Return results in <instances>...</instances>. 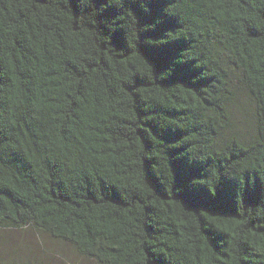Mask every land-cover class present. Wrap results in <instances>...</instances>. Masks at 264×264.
<instances>
[{
    "label": "trees",
    "instance_id": "obj_1",
    "mask_svg": "<svg viewBox=\"0 0 264 264\" xmlns=\"http://www.w3.org/2000/svg\"><path fill=\"white\" fill-rule=\"evenodd\" d=\"M24 229L96 264H264V0H0Z\"/></svg>",
    "mask_w": 264,
    "mask_h": 264
},
{
    "label": "rangeland",
    "instance_id": "obj_2",
    "mask_svg": "<svg viewBox=\"0 0 264 264\" xmlns=\"http://www.w3.org/2000/svg\"><path fill=\"white\" fill-rule=\"evenodd\" d=\"M234 113L238 119L242 118L237 108ZM44 249H49L51 254L44 252ZM31 258L41 264H96L78 256L71 246L55 242L49 237L43 238L27 229L0 232V264H23Z\"/></svg>",
    "mask_w": 264,
    "mask_h": 264
}]
</instances>
